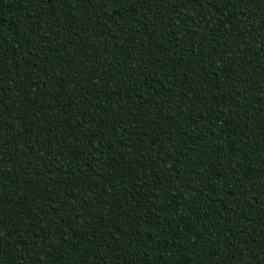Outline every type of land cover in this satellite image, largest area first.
<instances>
[{
	"label": "trees",
	"instance_id": "trees-1",
	"mask_svg": "<svg viewBox=\"0 0 264 264\" xmlns=\"http://www.w3.org/2000/svg\"><path fill=\"white\" fill-rule=\"evenodd\" d=\"M0 264H264V0H0Z\"/></svg>",
	"mask_w": 264,
	"mask_h": 264
}]
</instances>
